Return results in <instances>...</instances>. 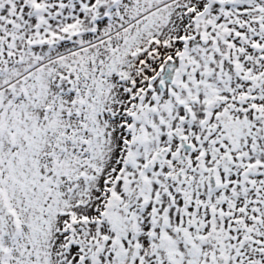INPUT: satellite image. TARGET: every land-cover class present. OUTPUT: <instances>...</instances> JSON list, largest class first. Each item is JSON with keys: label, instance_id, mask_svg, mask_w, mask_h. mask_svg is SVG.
<instances>
[{"label": "snow or ice", "instance_id": "6c2138e0", "mask_svg": "<svg viewBox=\"0 0 264 264\" xmlns=\"http://www.w3.org/2000/svg\"><path fill=\"white\" fill-rule=\"evenodd\" d=\"M0 264H264V0H0Z\"/></svg>", "mask_w": 264, "mask_h": 264}]
</instances>
